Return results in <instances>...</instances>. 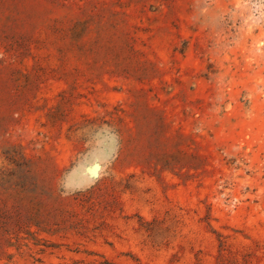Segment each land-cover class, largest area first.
<instances>
[{"label":"rangeland","instance_id":"rangeland-1","mask_svg":"<svg viewBox=\"0 0 264 264\" xmlns=\"http://www.w3.org/2000/svg\"><path fill=\"white\" fill-rule=\"evenodd\" d=\"M0 264H264V0H0Z\"/></svg>","mask_w":264,"mask_h":264}]
</instances>
